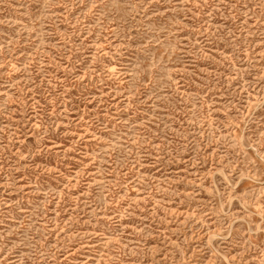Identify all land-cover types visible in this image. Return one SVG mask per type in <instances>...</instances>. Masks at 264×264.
<instances>
[{
    "label": "rangeland",
    "instance_id": "1",
    "mask_svg": "<svg viewBox=\"0 0 264 264\" xmlns=\"http://www.w3.org/2000/svg\"><path fill=\"white\" fill-rule=\"evenodd\" d=\"M0 264H264V0H0Z\"/></svg>",
    "mask_w": 264,
    "mask_h": 264
}]
</instances>
